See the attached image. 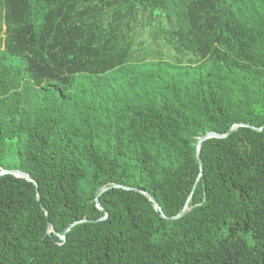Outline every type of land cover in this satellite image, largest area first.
I'll return each mask as SVG.
<instances>
[{
	"label": "trees",
	"instance_id": "1",
	"mask_svg": "<svg viewBox=\"0 0 264 264\" xmlns=\"http://www.w3.org/2000/svg\"><path fill=\"white\" fill-rule=\"evenodd\" d=\"M253 126L264 0H0V264H264Z\"/></svg>",
	"mask_w": 264,
	"mask_h": 264
},
{
	"label": "water",
	"instance_id": "2",
	"mask_svg": "<svg viewBox=\"0 0 264 264\" xmlns=\"http://www.w3.org/2000/svg\"><path fill=\"white\" fill-rule=\"evenodd\" d=\"M240 125H243V124H242V123H241V124H235L233 127L230 128V130H229L227 133H219V132L211 131V132H208L207 134H205V135H203V136H201V137L199 138V140H198V145H197V155H198V157H199V162H200V165H201V174L203 173V161H202V159L200 158V154H201V143H202L205 139H207V138H211V137H220V138L227 137L229 134H231V133H232V132H233L238 126H240ZM253 128H257V129H259V130H262V129L264 128V126H263V127H255V126H253ZM6 173H11V174H14V175L19 176V177H24V178H26L27 180H32L31 176H30L28 173H26V172H24V171H21V170H19V169H12V170H3V171H0V175H2V174H6ZM35 183H36V185H37V190H38V189H39L38 184H37V182H35ZM106 189H108V187H106V186L101 187V188L98 190L97 194H96V201H97L98 205L101 207V209H103V207H102V205H101V203H100V201H99V195H100L101 193H103ZM150 198H151L152 201L154 202L155 206H156V207H159V210L162 212V208L160 207L158 201H157L153 196H150ZM188 211H189V207H188V204H187L186 207H185V208H184L179 214H177V215H175V216H170L169 218H170V219L179 218V217H181L182 215H184L185 213H187ZM46 212H47V211H46ZM162 214H163V212H162ZM163 215H164V214H163ZM107 216H108V213H107L104 217H101L100 219H104V218L107 217ZM164 216H165V215H164ZM82 221H89V220H88V219H83V220H81V221L74 222V223H72V224L69 226V228H71L72 226H74V225L77 224L78 222H82ZM48 228H49L50 230L53 229V225H52L51 222H49V224H48ZM69 228L66 229L65 234H66V232H67V230H68ZM65 234H64V236H63L64 238H65Z\"/></svg>",
	"mask_w": 264,
	"mask_h": 264
}]
</instances>
